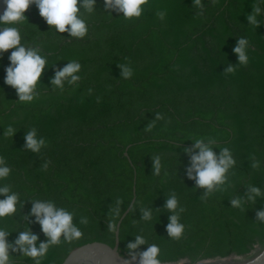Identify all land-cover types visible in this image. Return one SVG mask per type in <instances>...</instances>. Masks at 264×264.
Masks as SVG:
<instances>
[{
  "label": "trees",
  "instance_id": "1",
  "mask_svg": "<svg viewBox=\"0 0 264 264\" xmlns=\"http://www.w3.org/2000/svg\"><path fill=\"white\" fill-rule=\"evenodd\" d=\"M202 3L203 15H197L193 0H149L144 13L129 20L110 15L104 0H96L95 11L84 15L88 33L82 39L50 30L30 5L27 20L18 25L21 43L39 47L47 59L32 102H20L5 84L14 49L0 57V157L11 169L0 187L10 186L20 201L16 214L0 218V229L11 233L9 242L28 228L39 237L37 247L46 241L35 216L24 220L31 201L41 200L73 213L83 233L51 246L41 264H60L87 242L113 245L115 224L135 186V201L119 229V252L126 258H132L127 243L136 235L147 242L140 251L159 247L161 264L247 255L254 244L264 246V221L256 215L264 210V197L241 208L231 205L250 185L264 192V0ZM256 6L258 27L247 20ZM159 11L167 13L164 20ZM240 37L248 41L247 65L233 51ZM70 61L81 64V79L54 89L55 71ZM229 64L235 72L225 74ZM118 65L131 68L132 76L123 78ZM9 127L14 136L4 134ZM33 127L46 140L39 153L24 148ZM209 138L216 141L217 155L227 147L236 164L224 190L205 200V189L187 178L186 151L196 139ZM127 145L132 164L123 155ZM156 157L159 175L152 164ZM253 157L259 162L255 169ZM173 192L185 209L179 240L166 230L173 213L164 205ZM143 208L151 209L150 221L142 220ZM10 255L13 264H34L18 252Z\"/></svg>",
  "mask_w": 264,
  "mask_h": 264
},
{
  "label": "clouds",
  "instance_id": "2",
  "mask_svg": "<svg viewBox=\"0 0 264 264\" xmlns=\"http://www.w3.org/2000/svg\"><path fill=\"white\" fill-rule=\"evenodd\" d=\"M213 3L216 0H212ZM6 9L0 15V57L10 49L8 57L10 64L6 67L5 84L15 89L20 102H32L38 95L37 84L41 80L45 70L47 59L41 55L39 47H29L21 43V34L18 25L27 20L25 12L30 5H35L39 10V15L57 33L67 32L70 38H84L88 33V26L84 19L85 14H91L96 9V0H5ZM149 0H104V11L110 15L112 12L122 13L125 19L139 18L145 11ZM193 6L200 9L197 15H203L202 0H193ZM261 8L256 6L251 14L247 16L250 25L259 26L257 15ZM160 20H164L167 13L159 11L156 13ZM248 41L240 37L237 45L233 49L238 56V63L247 65ZM55 67V66H53ZM122 70V77L128 79L132 76L131 68L125 65H118ZM81 70V64L77 61H70L62 69L55 71L54 78L50 83L52 87L63 90L65 83L68 85L76 84L81 77L77 74ZM235 66L229 64L224 73H234ZM90 91V90H89ZM157 119H161L157 114ZM8 136H14L15 130L9 127L4 133ZM26 143L24 148L33 153H39L46 146V140L37 136V129L31 128L24 137ZM215 139L209 138L207 143L203 139H196L186 153L190 156V166L186 168L187 178L194 180L196 188L205 189L201 199H207L213 193L224 190V186L229 183V174L234 168L236 161L229 148L220 150L219 155L213 150ZM199 150L198 152L196 150ZM253 159L251 167H259V162ZM154 172L159 175L161 164L159 157L152 161ZM47 170L48 162L42 166ZM11 169L6 166V161L0 157V179L9 176ZM0 218L13 216L17 212L19 195L11 191L10 186L0 187ZM257 197H264V192L259 187L248 186L243 197L237 196L231 199V205L241 208L243 203H255ZM32 208L29 214L24 216L25 221H29L30 216H35V223L41 226L46 236L45 242H40L37 247L39 237L33 234L30 228L20 231L13 242H9L10 232L0 229V264H13L10 259L11 253H20L21 256L30 258L34 264H41L51 246L59 245L63 241L71 242L82 237L83 233L76 224L73 223L74 214L62 207H57L52 201L33 200ZM164 208L173 214L169 216L167 233L169 237L179 240L184 233V225L180 223V213L185 209L179 207V201L173 192L168 195ZM142 220L150 221L152 211L149 208L140 210ZM257 218L264 221V210L257 212ZM86 217L80 218V224L87 225ZM147 242L141 235H136L134 241L127 243L129 256L135 264H161L158 259L160 249L156 244H150L146 250L140 251V246ZM264 259V253L256 257L259 262Z\"/></svg>",
  "mask_w": 264,
  "mask_h": 264
},
{
  "label": "water",
  "instance_id": "3",
  "mask_svg": "<svg viewBox=\"0 0 264 264\" xmlns=\"http://www.w3.org/2000/svg\"><path fill=\"white\" fill-rule=\"evenodd\" d=\"M6 9L5 0H0V15ZM130 145L125 147L123 155L128 159L131 163V160L128 156L127 149ZM132 164V163H131ZM135 175V173H134ZM135 201V186L132 187V198L126 207V209L122 212L119 219L117 220L114 228V242L113 245H109L105 242L101 241H91L84 243L82 245L76 246L71 249L68 254L64 257L60 264H135L132 258H126L121 255L119 252V229L122 220L127 215L129 210L131 209L133 203ZM264 253V246L259 249L257 253L247 259L241 260H225L224 258H220L219 261H208L202 260L197 263H190L189 261H185L180 264H264V259H261L259 262L256 261V257L260 256Z\"/></svg>",
  "mask_w": 264,
  "mask_h": 264
},
{
  "label": "rangeland",
  "instance_id": "4",
  "mask_svg": "<svg viewBox=\"0 0 264 264\" xmlns=\"http://www.w3.org/2000/svg\"><path fill=\"white\" fill-rule=\"evenodd\" d=\"M258 245V244H257ZM257 247H260L259 245L257 246ZM248 255L249 254H247V255H241V256H238L237 258H243V259H245V258H248ZM236 258V255H234V254H231V255H229V256H227V257H224V259L225 260H234ZM219 261V260H221L220 258H213V259H209L208 261ZM179 261H183V262H185L186 261V259H181V260H179ZM199 263H201V262H199Z\"/></svg>",
  "mask_w": 264,
  "mask_h": 264
},
{
  "label": "built area",
  "instance_id": "5",
  "mask_svg": "<svg viewBox=\"0 0 264 264\" xmlns=\"http://www.w3.org/2000/svg\"><path fill=\"white\" fill-rule=\"evenodd\" d=\"M258 245L257 244H254L253 246H252V248H251V250H250V252H249V255H248V258L249 257H251V256H253L255 253H257L258 251H259V249H260V247H257ZM238 256L236 255V258L235 259H237V260H241V259H243V258H237ZM245 259H247V258H245ZM187 261V260H186ZM180 263H183V261H178L177 263H175V264H180Z\"/></svg>",
  "mask_w": 264,
  "mask_h": 264
}]
</instances>
